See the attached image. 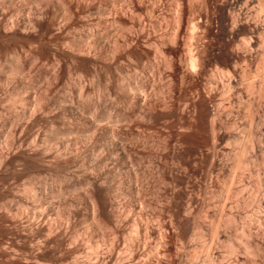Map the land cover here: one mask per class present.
<instances>
[{"label":"rangeland","instance_id":"rangeland-1","mask_svg":"<svg viewBox=\"0 0 264 264\" xmlns=\"http://www.w3.org/2000/svg\"><path fill=\"white\" fill-rule=\"evenodd\" d=\"M262 1L0 0V264H264Z\"/></svg>","mask_w":264,"mask_h":264},{"label":"bare ground","instance_id":"bare-ground-1","mask_svg":"<svg viewBox=\"0 0 264 264\" xmlns=\"http://www.w3.org/2000/svg\"><path fill=\"white\" fill-rule=\"evenodd\" d=\"M260 3H262L260 6V11H262V12H264V1H262V2H260ZM264 19V18H263ZM188 45V44H187ZM246 45H247V43H246ZM190 48V47H189ZM191 51V50H190ZM192 52V51H191ZM189 55V54H188ZM195 56V55H194ZM197 56V55H196ZM187 58V57H186ZM200 58V57H199ZM197 58L195 59V57H193V55L192 56H190L189 57V59H188V62L189 63H187V65L189 64L190 65V67L192 68V69H194L196 66H197ZM201 63V62H200ZM203 63V62H202ZM182 64V63H181ZM199 65V64H198ZM217 70H219V69H217ZM216 70V71H217ZM193 71V70H192ZM196 71V70H195ZM194 71V72H195ZM220 71H221V69H220ZM216 75V74H215ZM211 76V75H210ZM210 78V77H209ZM182 79V78H181ZM214 79V78H213ZM220 79H223V78H220ZM210 80V79H209ZM209 80H208V82H209ZM182 81H184V80H182ZM172 83V82H171ZM211 83V82H210ZM206 86V85H205ZM211 86V85H210ZM166 87V86H165ZM213 87V86H212ZM225 87V86H224ZM224 87H223V89H224ZM226 87H227V90L224 92V93H222V96H223V94H225V96H226V100L223 98V97H221V99L223 100V101H226L225 103H227V99L229 98L228 97V91L230 90V89H232L230 86H229V84H228V86L226 85ZM234 87V86H233ZM211 88V87H210ZM217 88V87H216ZM221 88V87H220ZM234 89V88H233ZM233 89H232V91H233ZM212 90V89H211ZM227 93V94H226ZM230 93V92H229ZM232 93V92H231ZM230 93V94H231ZM169 94V93H168ZM240 95V94H239ZM261 95V94H260ZM173 96V95H172ZM238 96V95H237ZM241 96V95H240ZM171 98V97H170ZM230 98H233V97H231L230 96ZM235 98V97H234ZM240 98V97H239ZM261 99H259L260 100V102H258V103H256V104H258V106H257V111H256V108H253V109H255V111L253 112L251 109H252V107H249L250 108V110L248 109V111H249V113L246 115L249 119V121L252 123V124H254V126H256L257 127V129L255 128V130H252L253 128H254V126H252V124H251V130H252V133H251V131L249 130L250 128H246V130L249 132L247 135V137L246 138H248V140H247V142L245 141L244 142V144H243V141L245 140V138L243 139V135H241V134H239V135H236L238 132L236 131V134L234 135L233 134V131L235 130V128H234V130H233V128H232V132H231V134H233L232 136H233V142H234V145L236 144L237 145V147L240 149L241 148V151L240 150H237L236 148H234L233 147V149L235 150H232V149H230V150H232V154H233V157H232V159L235 157V159L236 158H238L239 156V153H241L242 154V152H243V155L244 154H246V153H249V154H247L248 155V158H246V157H244L245 159H243L244 160V162H242L243 160L242 159H240V158H238V159H240V160H242V161H240V160H235L234 159V166H233V168L234 169H236V168H238V169H241V170H246L247 169V171H251V169L253 168V166L255 167V170H254V176L256 177L255 179H257V180H261L259 177H260V175H262V174H260V173H262L261 172V170H260V168H259V166L261 165V166H264V165H262V164H264V140H262L263 138H261V136H263L264 137V133H262L261 132V130H260V126L262 125V124H264V96H262L261 95V97H260ZM232 100V99H231ZM220 101L221 100H219V102H217V104L219 105V103H220ZM229 101V100H228ZM241 101H242V99H241ZM258 101V100H257ZM238 102H239V99H238ZM247 103H248V101H246ZM229 104L231 103V101H229L228 102ZM227 103V105H229ZM246 103V104H247ZM249 103H251V102H249ZM238 104V103H237ZM241 104V103H240ZM244 104V103H243ZM216 105V104H215ZM222 105V104H221ZM221 105H219V107L221 106ZM223 105H225V104H223ZM226 105V106H227ZM231 105V104H230ZM233 106V105H232ZM248 106H249V104H248ZM252 106V105H251ZM253 107H254V105H253ZM227 108V107H226ZM217 109H218V106H217ZM216 109V110H217ZM229 109V108H228ZM232 109V108H231ZM230 109V110H231ZM234 109V108H233ZM218 111V110H217ZM220 111V110H219ZM260 113V114H259ZM262 113V114H261ZM217 115V114H216ZM244 115H245V113H244ZM262 115V116H261ZM217 117V116H216ZM246 118V117H245ZM212 122L214 121H216L215 119H214V117H213V119L211 120ZM210 121V122H211ZM246 121V120H245ZM247 122V121H246ZM215 124V123H214ZM213 124V125H214ZM246 125H247V123H246ZM249 125V124H248ZM232 127H233V124L231 125ZM214 127L215 126H212V132H213V130H215L214 129ZM244 127V126H243ZM248 127V126H247ZM250 127V126H249ZM260 127V128H259ZM231 129V128H230ZM229 129V130H230ZM237 129V128H236ZM241 129V128H240ZM246 130L244 129V131L246 132ZM257 130V135H260V137L258 138L257 137V139L256 138H253V137H255V135H254V133H253V131H256ZM215 132V131H214ZM226 132V131H225ZM230 132H229V136L231 135L230 134ZM243 132V131H242ZM244 132V135L246 134ZM222 133V132H221ZM227 134H228V132H226ZM225 133V134H226ZM235 133V132H234ZM215 134V133H214ZM226 134V135H227ZM251 134V135H250ZM252 134L254 135L253 137H252ZM216 136V135H215ZM246 136V135H245ZM249 136H251V139L249 138ZM221 138V137H220ZM223 138V137H222ZM229 138V137H228ZM231 138V137H230ZM227 139V138H226ZM254 139H256V140H254ZM230 140V139H229ZM231 142V141H230ZM241 145H243V147H241ZM238 151H240L239 153H238ZM238 153V154H237ZM231 154V153H230ZM261 156L262 158H261V162L260 163H262V160H263V163L262 164H260L259 163V160H258V156ZM241 156V155H240ZM241 158H243V157H241ZM247 159V160H246ZM251 166H252V168H251ZM264 168V167H263ZM263 168H261V169H263ZM232 169V168H231ZM234 169H232V170H234ZM239 171V170H238ZM235 173V172H234ZM264 174V173H263ZM234 175V174H233ZM241 175V174H240ZM244 175V174H243ZM232 177V176H231ZM227 178V177H226ZM233 178V177H232ZM231 178V179H232ZM228 179V178H227ZM246 179V178H245ZM238 180V179H237ZM257 180H256V182H257ZM238 182H240V181H238ZM242 182V181H241ZM258 182H260V181H258ZM258 182H257V185L258 186H260V183L258 184ZM165 183V182H164ZM228 183H230V182H228ZM235 183H237V182H235ZM226 184V183H225ZM239 184V183H238ZM234 185V184H233ZM256 185V186H257ZM225 186V185H224ZM228 186V185H227ZM242 187H244V188H246L245 186H242ZM249 187V186H248ZM247 187V188H248ZM224 189H225V187H224ZM232 189H231V186L229 185L228 187H226V189H225V192L226 193H230V191H231ZM242 190H244V189H242ZM248 190V189H247ZM252 190V189H251ZM254 190V189H253ZM257 190V189H256ZM235 191V190H234ZM233 192V191H232ZM240 192V191H239ZM238 192V193H239ZM242 192V191H241ZM256 192V191H255ZM237 193V192H236ZM230 194H232V193H230ZM250 194V193H249ZM225 195V194H224ZM236 195V194H235ZM240 195H242L241 193H240ZM226 196H228V197H230L229 195H226ZM232 196V195H231ZM256 196V195H255ZM254 196V197H255ZM233 197V196H232ZM235 197V196H234ZM237 197V196H236ZM247 198H249V197H247ZM246 198V199H247ZM232 199V198H231ZM238 199H239V197H238ZM237 199V200H238ZM241 199V198H240ZM239 199V200H240ZM244 199V198H243ZM242 199V200H243ZM234 200V199H233ZM236 200V199H235ZM237 201V202H235V204H237V205H235V206H237V208H236V210L238 209V208H241V207H239L238 205H240V206H242V205H244V206H246V200H245V202L243 201L242 202V200H241V202L240 201ZM255 201V200H254ZM251 202H253V199H252V201ZM247 204H249L248 202H247ZM143 205V204H142ZM248 206V205H247ZM248 208V207H247ZM142 210V209H141ZM241 210V209H240ZM246 210V209H245ZM143 212V211H142ZM232 212V211H231ZM237 212V211H236ZM245 212V211H244ZM232 214V213H231ZM237 214V213H236ZM245 215V214H244ZM243 215V216H244ZM238 216H240V215H238ZM250 216V215H249ZM257 216V215H256ZM264 217V216H263ZM262 217V218H263ZM232 218H233V216H232ZM234 218H235V216H234ZM245 218V217H244ZM259 219L261 218V217H258ZM240 219H242L241 217H240ZM259 219H257L256 221H258ZM233 220V219H232ZM244 220V219H243ZM255 221V222H256ZM260 221V220H259ZM258 221V223L260 224V223H263V222H259ZM263 221H264V219H263ZM247 222V221H246ZM249 222V221H248ZM253 222V221H252ZM257 223V222H256ZM250 224H251V222H250ZM262 226V225H261ZM261 226H260V228H261ZM259 227V226H258ZM137 230V229H136ZM135 231V230H134ZM138 232V231H137ZM241 233H242V235L244 236V238L246 237L247 239H248V241L250 240V237L252 236V231H251V229H250V226H249V224H246L245 222H244V225H242V228H241ZM253 237V236H252ZM132 238V237H131ZM131 240V239H130ZM245 241H246V239H245ZM247 241V242H248ZM213 242V241H212ZM217 242V241H216ZM216 242H214V243H216ZM247 242H245L244 244L245 245H243L242 244V246H244L243 248L245 249V250H247V252H248V248H250V244L248 245L247 244ZM249 243V242H248ZM207 249L209 250L210 249V246H208L207 247ZM232 252H230V253H235V252H237L238 251V249H236V250H231ZM250 251V250H249ZM192 254V253H191ZM193 257H195L196 255L195 254H193L192 255ZM198 256V255H197ZM196 258H198V257H196ZM206 261L209 263V264H212V263H214V258H213V255L209 252V251H207V255H206ZM204 259V260H205ZM205 261V262H206ZM206 262V263H207ZM204 263V262H203Z\"/></svg>","mask_w":264,"mask_h":264}]
</instances>
